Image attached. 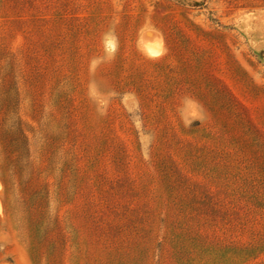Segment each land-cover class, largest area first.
<instances>
[{
    "label": "rangeland",
    "instance_id": "rangeland-1",
    "mask_svg": "<svg viewBox=\"0 0 264 264\" xmlns=\"http://www.w3.org/2000/svg\"><path fill=\"white\" fill-rule=\"evenodd\" d=\"M0 264H264V0H0Z\"/></svg>",
    "mask_w": 264,
    "mask_h": 264
},
{
    "label": "trees",
    "instance_id": "trees-1",
    "mask_svg": "<svg viewBox=\"0 0 264 264\" xmlns=\"http://www.w3.org/2000/svg\"><path fill=\"white\" fill-rule=\"evenodd\" d=\"M161 31H162V33H163L165 39L167 40V33H166L164 30H161Z\"/></svg>",
    "mask_w": 264,
    "mask_h": 264
}]
</instances>
